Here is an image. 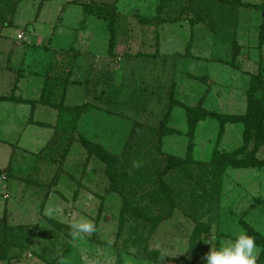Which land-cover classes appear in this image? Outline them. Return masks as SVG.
I'll return each instance as SVG.
<instances>
[{"label":"rangeland","instance_id":"obj_1","mask_svg":"<svg viewBox=\"0 0 264 264\" xmlns=\"http://www.w3.org/2000/svg\"><path fill=\"white\" fill-rule=\"evenodd\" d=\"M82 3L93 13H84ZM102 8L117 30L111 52ZM182 9L184 0H0V97L37 103L45 83L57 80L65 86L63 104L81 110L66 145L52 107L0 101V219L6 228H22L29 241L27 249L1 245L0 264H152L138 254L144 247L180 264H204L211 246L244 231L241 220L264 236L257 203L264 201V166L228 167L218 196L195 213L176 190L171 215L150 236L140 228L136 242L133 222H120V197L105 192V165L82 145L86 139L115 155L140 151L137 157L151 151L154 166L163 155L184 158L185 109L198 104L208 115L193 131L190 171L205 167L214 150L231 153L244 145L241 123L212 115L245 113L251 75L264 65L263 15L239 6L235 23L213 26L203 13L198 18ZM166 113L171 132L159 137ZM252 148L250 139L237 158ZM254 158L264 162V144ZM81 218L96 230L73 239L71 225ZM199 223L209 229L196 239Z\"/></svg>","mask_w":264,"mask_h":264},{"label":"trees","instance_id":"obj_2","mask_svg":"<svg viewBox=\"0 0 264 264\" xmlns=\"http://www.w3.org/2000/svg\"><path fill=\"white\" fill-rule=\"evenodd\" d=\"M184 2L186 9H182L181 12L188 9L192 10L198 15V18L204 14L214 24L213 26H216L218 23H235L236 8L239 6H252L254 9L260 10L264 18V4L260 6L249 5L242 3L241 0H184ZM82 9L86 14H91L94 10L93 6L87 3H82ZM99 13H101L100 10ZM102 14H104L101 15L102 18L104 16L107 21V29L109 32L108 48L111 52L115 45L117 30L113 26V16L111 14L108 16L105 15L104 8H102ZM263 43L264 24L259 29L258 47L260 48ZM237 49L238 47L235 44L234 52ZM48 80L50 79L48 78ZM64 87L60 86V81H47L37 103L50 106L56 110V127L58 126L60 131L68 134L65 139L67 140L65 141L67 145L70 139H72L71 133L78 122L81 110L77 107H67L63 104L62 91ZM57 95L59 99H56ZM0 101L28 104L31 110L37 104L33 101H22L14 97H0ZM168 114H165L166 117L161 121L160 128L157 130L159 137L171 132L165 125ZM207 115V112L199 104L196 107H188L185 109V121L188 125V145L185 157L178 158L163 155L164 157H161V165L159 166L157 164L154 166L151 158H154L156 155L151 151H146L145 154L137 157L136 155L140 154V151H127L128 149H123L120 154L115 155L98 144L82 139V145L87 150L88 155L94 156L100 163L105 165L104 174L108 181V187L105 192L114 193L120 197L122 204L120 209V222L125 225L133 222L134 226H130L131 230L129 234L136 235V242L140 239V228L149 230L147 234L150 236L153 229L167 216L171 215V210L176 202L174 200L177 194L176 190H178V194L181 196L180 201L183 200L186 206L189 207V210L195 213L200 206L205 203L211 204L210 201L218 196L221 174L228 167L264 166V162H259L254 158L258 148L264 144V65L258 73L251 75L246 90V111L243 115H212V117L221 119L222 123H241L244 126V145L231 153H222L214 150L210 161L205 167L197 166L190 171L189 166L195 164L191 155L193 131L196 124L204 120ZM36 125L50 128L49 125L43 123H36ZM250 139L253 140L252 151L241 158H237V155L245 151ZM129 145H126L127 148H129ZM64 152L66 153V150ZM156 162L158 163V161ZM134 163H139L140 167L134 168ZM172 171H175L176 175L180 174L181 176H177L176 179L171 175ZM209 175L211 176L209 177ZM169 177H171V180ZM173 180L178 183H173ZM179 181L182 182L181 185H179ZM257 203L261 204L264 210V201L257 200ZM4 222V219H0V246L3 245L5 248L8 246H16L17 248L27 249L29 247V241L25 239L23 229L20 227L16 229L6 228ZM240 226L248 235L255 238L256 244L261 249L258 253L257 264H264V236L242 220L240 221ZM208 229V226L204 223L197 224V228L194 230V238L197 239L201 233H206ZM193 242L191 241L192 245ZM137 249L140 250L138 254L140 252L144 254L149 263L180 264L178 260L167 258L158 251H150L147 253L145 247ZM39 258L42 257L39 256ZM46 262L49 263L48 261ZM52 263L50 261L49 264Z\"/></svg>","mask_w":264,"mask_h":264},{"label":"clouds","instance_id":"obj_3","mask_svg":"<svg viewBox=\"0 0 264 264\" xmlns=\"http://www.w3.org/2000/svg\"><path fill=\"white\" fill-rule=\"evenodd\" d=\"M134 168L140 167L139 163L133 164ZM95 226L91 220L81 218L71 225L70 235L73 239L81 233H93ZM261 251L255 238L243 230L234 233V238L220 245L218 249L211 246L201 259L204 264H257L258 253ZM190 259V257H188Z\"/></svg>","mask_w":264,"mask_h":264}]
</instances>
